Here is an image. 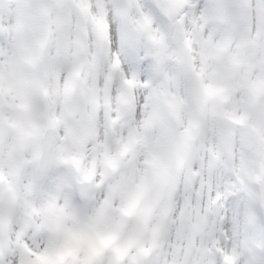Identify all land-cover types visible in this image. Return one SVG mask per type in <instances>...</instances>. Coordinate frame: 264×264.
Instances as JSON below:
<instances>
[{"label":"clouds","instance_id":"clouds-1","mask_svg":"<svg viewBox=\"0 0 264 264\" xmlns=\"http://www.w3.org/2000/svg\"><path fill=\"white\" fill-rule=\"evenodd\" d=\"M118 2L127 37L138 46L144 61L174 68L175 41L140 26L136 0ZM139 2L151 6L154 20L169 11L177 20L183 17L185 0ZM60 3L52 0L45 12L53 21L49 45L58 54L41 83L33 87L31 98L22 100L20 107L35 110L42 117V129L49 115L58 116L62 138L56 145L30 138L32 127L22 112L12 128L9 155L16 153L21 139L33 158L42 151L47 156L62 150L76 161L57 163L54 175L58 184L79 189L87 183L85 174L91 172L93 180L103 181L107 188L119 174L109 167L108 156L119 153L118 134H128L127 128L119 133L116 129L121 119L128 120L143 136L139 167L143 172L142 203L147 211L131 229L137 234L132 251L143 256V249L153 254L166 246L167 264H247L246 252L255 247V240L248 234L236 236L234 217L239 209L249 232L264 223V121L233 119L220 100L208 95L192 77L157 81L147 75L141 79L138 73L141 83L130 86L112 72L110 59L102 56L94 43V31L90 26L85 30L83 20L73 26L69 36L58 22L64 15ZM191 27L192 47L196 48L195 25ZM37 42L32 31L20 37L18 60L26 71H31L32 65L25 54ZM68 82L70 89L65 88ZM148 117L153 118L152 127L144 128ZM3 130L7 131V125ZM137 180H141L139 175ZM23 197L28 215L32 200L27 189ZM14 201L15 192L9 213ZM7 220L6 213L3 222ZM23 229L38 249L58 235L54 229L35 235L29 220Z\"/></svg>","mask_w":264,"mask_h":264},{"label":"snow or ice","instance_id":"snow-or-ice-1","mask_svg":"<svg viewBox=\"0 0 264 264\" xmlns=\"http://www.w3.org/2000/svg\"><path fill=\"white\" fill-rule=\"evenodd\" d=\"M51 4L52 0H0V264H167L166 246L153 254L143 249V256L132 251L137 234L131 229L147 211L142 203L143 172L139 167L143 136L130 121L121 119L116 129L119 133L127 128L128 134H118L119 153L108 156L109 167L119 174L107 188L103 181H94L91 172L85 174L87 183L79 189L58 184L54 175L57 163L76 161L62 150L47 156L42 151L33 158L21 139L16 153L9 155L12 128L22 112L32 127L30 138H42L53 145L62 138L58 116L49 115L42 129V117L31 108L20 107L22 100L31 98L33 87L41 83L58 54L49 45L53 21L45 12ZM135 6L141 13V27L175 41L174 68L144 61L124 30L118 0H61L64 15L58 22L69 36L81 20L85 30L90 26L96 47L110 59L112 72L130 86L140 84L144 75L157 81L192 77L208 95L220 100L233 119L264 121V0H185L180 20L170 11L154 20L150 5L136 0ZM193 24L196 48L192 47ZM27 31L38 37L37 45L25 54L31 71L18 60L20 37ZM138 73L141 79H137ZM71 87V82L65 84L66 89ZM152 124V117L143 121L144 128ZM25 189L32 200L28 215ZM13 192L15 201L9 213ZM26 220L36 229L35 235L54 229L57 239L43 249L33 247L23 229ZM234 222L237 237L248 234L255 240V247L246 252L247 264H264V223L249 232L239 209Z\"/></svg>","mask_w":264,"mask_h":264}]
</instances>
